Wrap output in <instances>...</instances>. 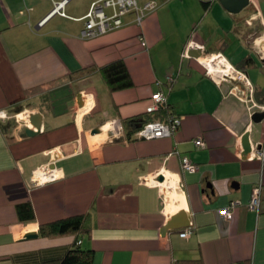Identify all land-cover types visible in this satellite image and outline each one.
Returning <instances> with one entry per match:
<instances>
[{"label":"crops","instance_id":"obj_1","mask_svg":"<svg viewBox=\"0 0 264 264\" xmlns=\"http://www.w3.org/2000/svg\"><path fill=\"white\" fill-rule=\"evenodd\" d=\"M96 1L0 0V264L63 258L74 237L44 238L39 226L77 215L89 216L81 245L94 251L93 264H264V162L248 157L264 143V120H252L264 111V0L237 14L219 0H138L160 3L141 26L129 14L120 27L82 38ZM63 2L66 16L49 17ZM192 43L205 48L200 59L186 54ZM218 53L247 76L260 109L242 81L217 84L207 73L203 59ZM116 61L134 85L111 92L97 71ZM159 91L168 97L159 117L182 119L173 136L128 140L124 130L115 138L112 121L152 117L146 107ZM38 112L42 128L29 137ZM183 158L197 169L184 170ZM42 168L58 177H37ZM162 175L179 182L181 200L165 194ZM237 202L229 218L220 214ZM168 203H185L188 238L185 228L164 232ZM19 205H30L35 220L22 222Z\"/></svg>","mask_w":264,"mask_h":264},{"label":"built area","instance_id":"obj_2","mask_svg":"<svg viewBox=\"0 0 264 264\" xmlns=\"http://www.w3.org/2000/svg\"><path fill=\"white\" fill-rule=\"evenodd\" d=\"M206 3H213L216 0H201ZM251 1V0H250ZM65 2L59 4L55 9L50 13L49 17L59 14L61 16H66L62 10ZM158 9L157 1H150L140 6L138 0H99L94 2L91 5V8L88 14L85 17V25L84 29L81 32L82 38H93L97 37L101 34L112 31L122 25V17L134 14L135 22L141 26L144 18L149 14L153 13ZM106 10H111L112 13L108 14ZM40 24H43L41 22ZM140 41L143 47L147 48V42L143 36L140 37ZM191 50H201L204 52L205 48L201 45L191 44L186 50V54ZM208 57V56H207ZM206 57V58H207ZM203 61L204 66L206 67L207 73L213 77L214 81L217 84H221L223 81H227L228 79L242 81L244 85L247 87L250 97L248 98V102L251 104L253 110L259 108L252 99V86L249 82L247 76L241 72L236 70L232 65L228 63L225 57L218 53L213 54L209 57L208 62L213 64L216 68V72H212L209 64ZM168 107V97L166 94L162 92H156L151 96L150 102L146 107V113L150 116H156L163 110H166ZM260 109V108H259ZM262 111V110H261ZM253 113V112H252ZM182 123L181 117L171 116L166 120H162L160 118H155L152 121L147 122L143 128L138 131L135 135L136 138L141 140H156L172 137L173 134L179 129ZM111 128L115 133V138H121L124 135V127L120 121L114 120L111 123ZM195 143L198 146H204L203 141L200 139L196 140ZM260 147V148H258ZM251 159H257L264 162V143L253 150L252 155L248 156ZM182 167L186 171L193 172L197 169L195 165H193L187 158L182 159ZM40 172V174H38ZM37 177H41V179L45 180H55L58 175L57 172L50 170L48 168H42L38 170ZM260 193L261 187L257 186L254 188L252 199L250 202L251 208H258L260 203ZM239 204V202L233 204L231 207L224 208L220 211V214L229 218L231 216L232 209L235 205ZM192 234V228L188 227L181 231L180 237L188 238Z\"/></svg>","mask_w":264,"mask_h":264},{"label":"trees","instance_id":"obj_3","mask_svg":"<svg viewBox=\"0 0 264 264\" xmlns=\"http://www.w3.org/2000/svg\"><path fill=\"white\" fill-rule=\"evenodd\" d=\"M203 3L206 7H209L211 4L206 2ZM97 72L111 92L129 89L134 85L126 64L123 61L110 63L100 68ZM89 73H91V71H85L83 75ZM159 114L150 118L133 117L125 120L123 122V127L126 133V138L128 140H132L136 133L140 131L147 122L152 121L155 118H160ZM17 211L22 222H32L35 220L34 213L30 205H19L17 207ZM90 233L91 226L89 224L88 215H77L41 224L39 226V235L41 237L53 238L60 236H72L74 237V240L70 244V247L63 258L39 264H93L94 251L91 249H84L81 245L82 240L86 236L90 235ZM175 264H202V262L201 260H189L177 261Z\"/></svg>","mask_w":264,"mask_h":264},{"label":"water","instance_id":"obj_4","mask_svg":"<svg viewBox=\"0 0 264 264\" xmlns=\"http://www.w3.org/2000/svg\"><path fill=\"white\" fill-rule=\"evenodd\" d=\"M221 5L232 14H237L242 12L245 8H247L250 5V0H219ZM189 56L195 59H200L202 57V51L201 50H191L189 51ZM78 101L81 100L82 94H78ZM81 102V101H80ZM82 106V103H81ZM30 123L33 127L36 129H32L31 127L26 128V135L29 137H33L37 135L41 128H42V121H43V115L41 113H33L29 116ZM252 120L254 123H260L264 120V111L256 112L252 116ZM100 129L93 130V134L99 133ZM249 135L245 134L243 137V157L249 155L250 151V143H249ZM260 148V147H258ZM160 182L164 181V176H160L159 178ZM190 226V221L188 216L186 215L185 211L178 212L173 219L166 225L164 232L167 231H180L184 228H187ZM37 235H28L27 239L36 238Z\"/></svg>","mask_w":264,"mask_h":264},{"label":"bare ground","instance_id":"obj_5","mask_svg":"<svg viewBox=\"0 0 264 264\" xmlns=\"http://www.w3.org/2000/svg\"><path fill=\"white\" fill-rule=\"evenodd\" d=\"M203 61H206L205 59H203ZM209 64V67L211 69L212 72H216V68L213 64L209 63V62H205ZM93 106V103H89L86 106ZM83 112V110H82ZM22 119H24L23 115H22ZM36 128L34 127V130ZM106 129V127H103L102 130L104 131ZM38 174H40V172H38ZM165 177V181H163L161 183V185L163 186V189L165 191V194L169 197V198H179L181 200V196H182V192H181V188L179 185V182H177L175 180L174 177L170 176V175H164ZM181 203V202H180ZM169 206L166 207V210L169 211L167 213V217H168V222H170L173 217L181 211H185V203L184 204H179V203H168ZM174 204H179V205H174Z\"/></svg>","mask_w":264,"mask_h":264},{"label":"rangeland","instance_id":"obj_6","mask_svg":"<svg viewBox=\"0 0 264 264\" xmlns=\"http://www.w3.org/2000/svg\"><path fill=\"white\" fill-rule=\"evenodd\" d=\"M158 2V1H157ZM159 3V2H158ZM160 4V3H159ZM106 12L109 14L110 13V10H106ZM163 187V186H162Z\"/></svg>","mask_w":264,"mask_h":264}]
</instances>
